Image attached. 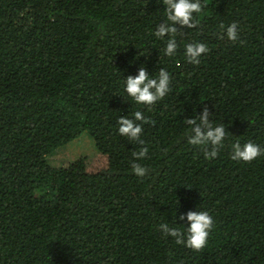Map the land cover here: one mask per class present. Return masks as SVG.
<instances>
[{"label": "trees", "instance_id": "obj_1", "mask_svg": "<svg viewBox=\"0 0 264 264\" xmlns=\"http://www.w3.org/2000/svg\"><path fill=\"white\" fill-rule=\"evenodd\" d=\"M202 2L167 57L153 35L163 0H0V264H264V155L231 158L237 140L264 148V0ZM189 43L208 48L198 65ZM141 64L170 73L152 106L123 91ZM205 106L229 133L212 160L187 142ZM136 110L149 120L144 177L131 167L141 146L118 134ZM85 132L93 156L50 164ZM196 208L215 220L200 251L159 228Z\"/></svg>", "mask_w": 264, "mask_h": 264}, {"label": "clouds", "instance_id": "obj_2", "mask_svg": "<svg viewBox=\"0 0 264 264\" xmlns=\"http://www.w3.org/2000/svg\"><path fill=\"white\" fill-rule=\"evenodd\" d=\"M165 6V20L160 23L153 35L157 40L163 41L165 47L163 55L172 57L176 54L178 44L176 34L178 28H193L198 20L204 15L206 2L202 0H163ZM226 37L230 41L238 39V25L233 22L225 29ZM208 48L203 43H189L185 45L184 55L186 59L198 65L202 54H206ZM170 73L161 68L158 75L153 76L147 68L141 64L135 75H128L123 83L124 94L136 105L152 106L163 100L170 89ZM118 134L125 137L134 145H139L138 151H133L134 157L131 165L133 173L138 177H144L148 168L136 161L143 160L148 156L149 148L142 138L144 125L149 123L144 112L134 111L130 116L122 115L118 121ZM185 123L188 125L187 142L190 145L200 146L204 149V157L212 160L219 155V150L224 147L228 132L226 126L214 124L210 120L209 109L205 106L195 117H189ZM231 158L236 161L252 162L257 157L264 155V148L259 144L248 141L240 143L238 140L231 145ZM178 219L183 227L170 226L161 223L160 230L166 237L174 238L176 244H183L193 251H200L206 247L208 237L215 227L213 216L206 210H189L180 214Z\"/></svg>", "mask_w": 264, "mask_h": 264}, {"label": "rangeland", "instance_id": "obj_3", "mask_svg": "<svg viewBox=\"0 0 264 264\" xmlns=\"http://www.w3.org/2000/svg\"><path fill=\"white\" fill-rule=\"evenodd\" d=\"M97 152L96 143L88 133L59 147L49 156V162L55 167H64L81 157H90Z\"/></svg>", "mask_w": 264, "mask_h": 264}]
</instances>
